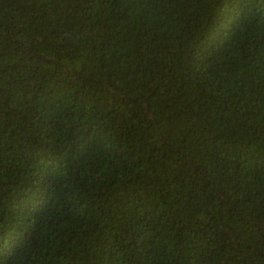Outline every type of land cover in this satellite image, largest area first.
<instances>
[{
    "label": "trees",
    "instance_id": "16d2710c",
    "mask_svg": "<svg viewBox=\"0 0 264 264\" xmlns=\"http://www.w3.org/2000/svg\"><path fill=\"white\" fill-rule=\"evenodd\" d=\"M0 264H264V0H0Z\"/></svg>",
    "mask_w": 264,
    "mask_h": 264
}]
</instances>
